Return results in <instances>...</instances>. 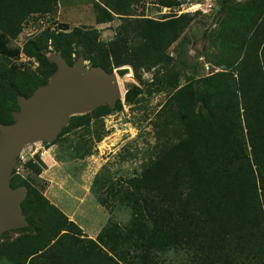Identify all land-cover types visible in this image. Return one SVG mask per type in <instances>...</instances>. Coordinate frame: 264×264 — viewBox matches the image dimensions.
<instances>
[{
  "label": "trees",
  "instance_id": "1",
  "mask_svg": "<svg viewBox=\"0 0 264 264\" xmlns=\"http://www.w3.org/2000/svg\"><path fill=\"white\" fill-rule=\"evenodd\" d=\"M142 1L93 4L95 23L121 20L108 41L95 27L59 22L58 30L46 28L20 48L9 42L18 37L25 19L54 13L58 1L0 0V55L18 59L23 53L38 63L29 74L15 65L0 72L1 123L13 121L17 95H30L56 69L48 61V46L70 65L79 56L109 73L130 65L136 78L141 69H152L151 88L169 89L156 113L157 154L138 174L119 185L109 183V209L115 202L127 207V221L121 224L110 216L95 238L88 237L14 168L10 185L26 187L20 206L28 225L0 235L26 231L0 244V264H264V0H216L214 26L201 30L211 43L203 58L214 70L182 85L171 78L179 54L193 43L180 37L195 17L138 14L134 5ZM118 72L123 75L126 69ZM139 92L141 87L132 84L126 101ZM115 106L121 107L120 100ZM112 110L102 104L71 116L56 139L77 127L88 129L92 119ZM93 131L100 139L99 130ZM35 157L25 169L37 176L45 163L39 154ZM101 181L100 175L94 178L97 187L105 184ZM97 198L106 206L104 198ZM169 252L184 257H162Z\"/></svg>",
  "mask_w": 264,
  "mask_h": 264
},
{
  "label": "rangeland",
  "instance_id": "2",
  "mask_svg": "<svg viewBox=\"0 0 264 264\" xmlns=\"http://www.w3.org/2000/svg\"><path fill=\"white\" fill-rule=\"evenodd\" d=\"M57 1L54 13L30 14L23 22L18 37L12 39L9 45L22 48L27 39H34L44 29L58 30L59 22L68 23L70 28L80 25L92 26L99 31L101 40L108 41L113 38L116 26L121 20L114 17L112 21L95 23L93 4L98 0ZM153 1L144 0L135 4L136 13L154 18L181 13H190L195 17L180 37H189L193 43L188 44L185 52L179 54L180 63L172 73L171 80L182 85L189 79L211 73L214 66L206 62L202 54L205 49L211 51V43L201 30L210 26L216 0H177L178 4L171 7H159ZM213 26L211 25L209 29ZM197 28L199 30H196ZM175 45L176 42L172 43L167 51L173 53ZM49 50L50 46L45 51L47 55L52 53ZM37 64L35 58L23 53L18 59L0 55V72L8 71L15 65L29 74L35 70ZM85 65L89 66L87 60ZM118 69H126V72L121 75ZM113 70L119 77L121 107L115 106L110 113L101 115L98 120L92 119L88 129L85 125L64 133L51 143L28 144L22 152L23 160L27 158L25 163L29 159L36 161L35 154H39L45 166H42V171L37 176L31 171L27 173L25 163L24 169L18 170L19 174L37 187L50 203L57 206L92 238L96 236L93 230L101 228L110 216L121 224L129 218V209L118 202L109 209V183L119 185L126 178L138 174L147 161L157 154L156 113L166 100L169 90L168 86L160 90L151 88L149 83L152 80V69H141L140 78H136L130 65ZM125 76H133L141 87V92L132 102L126 101V94L134 83ZM94 127L101 133L100 139H97ZM98 175L102 178L101 182H105L102 187H97L94 182ZM97 196L105 199L106 206L99 202ZM25 232L9 231L0 236V244L11 241ZM162 257L169 261H177L184 255L176 256L169 252Z\"/></svg>",
  "mask_w": 264,
  "mask_h": 264
},
{
  "label": "water",
  "instance_id": "3",
  "mask_svg": "<svg viewBox=\"0 0 264 264\" xmlns=\"http://www.w3.org/2000/svg\"><path fill=\"white\" fill-rule=\"evenodd\" d=\"M56 65L45 84L30 95H17L18 110L13 121L0 122V235L28 225L20 203L26 195L23 185H10L19 154L28 144L53 142L73 115L87 113L99 105L114 108L121 98L119 77L101 66H86L83 56L70 65L57 52L48 55ZM139 85L133 76H125Z\"/></svg>",
  "mask_w": 264,
  "mask_h": 264
},
{
  "label": "built area",
  "instance_id": "4",
  "mask_svg": "<svg viewBox=\"0 0 264 264\" xmlns=\"http://www.w3.org/2000/svg\"><path fill=\"white\" fill-rule=\"evenodd\" d=\"M23 152V151H22ZM22 152L19 154V156H18V158H17V162H16V164H15V166H14V168H15V172L17 173V174H19V169L21 168V169H24V163H25V160H27V158L25 159V160H23V158H22ZM23 160V161H22Z\"/></svg>",
  "mask_w": 264,
  "mask_h": 264
},
{
  "label": "crops",
  "instance_id": "5",
  "mask_svg": "<svg viewBox=\"0 0 264 264\" xmlns=\"http://www.w3.org/2000/svg\"><path fill=\"white\" fill-rule=\"evenodd\" d=\"M100 229H101V228L99 227V229H95V230H93L94 234L97 235V233H98V231H99ZM91 238H92V237H91ZM93 238H95V237H93Z\"/></svg>",
  "mask_w": 264,
  "mask_h": 264
}]
</instances>
